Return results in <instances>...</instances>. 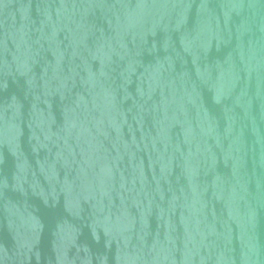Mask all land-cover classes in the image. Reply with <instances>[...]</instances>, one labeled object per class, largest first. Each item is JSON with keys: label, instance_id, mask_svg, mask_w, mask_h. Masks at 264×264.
Returning a JSON list of instances; mask_svg holds the SVG:
<instances>
[{"label": "water", "instance_id": "water-1", "mask_svg": "<svg viewBox=\"0 0 264 264\" xmlns=\"http://www.w3.org/2000/svg\"><path fill=\"white\" fill-rule=\"evenodd\" d=\"M0 264H264V0H0Z\"/></svg>", "mask_w": 264, "mask_h": 264}]
</instances>
